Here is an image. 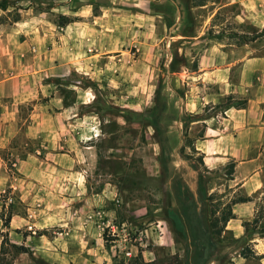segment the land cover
Returning <instances> with one entry per match:
<instances>
[{
	"label": "rangeland",
	"instance_id": "rangeland-1",
	"mask_svg": "<svg viewBox=\"0 0 264 264\" xmlns=\"http://www.w3.org/2000/svg\"><path fill=\"white\" fill-rule=\"evenodd\" d=\"M249 1L259 18L262 0H208L203 6L186 0H24L22 5L18 2L23 9H0V36L6 37L0 38V79L26 75L28 63L36 67L46 86L39 109L44 115L39 129L49 131L43 141L48 146L52 134L59 137L53 149L70 154L71 163L75 159L72 177L77 181L55 185L54 190L63 189L62 197L42 194L54 187L48 179L58 175L36 159L44 156L37 153L44 149L42 139L28 140L26 133L36 129L29 118L33 107L22 104L19 126L24 136L13 155L0 153V258L2 246L5 258L0 264H84L89 251L79 250L78 240L69 233L74 228L93 232V264H130L138 256L154 264H179L184 259L185 242L172 230L165 209L180 211L188 198L198 199V171L192 165L209 170V194H223L227 203L236 192L230 181L235 168L229 175V163L211 169L200 162L199 153L188 147L180 151L188 137L197 147V137L207 125L202 119L214 124L226 115L225 103L196 109L193 93L204 85L192 77L193 66L210 55L213 64H231L226 76L234 85L262 81L258 71L244 69V58L222 54L247 52L251 65L261 64L264 20L242 16ZM28 15L42 19L36 26H18ZM60 15L71 21L59 25ZM27 34L37 40L25 41ZM176 56L181 57L175 61L178 71H167ZM49 67L52 74L44 72ZM160 84L168 104L162 126L172 146L169 174L162 171L161 144L149 125ZM207 86L215 92L218 85ZM51 97L56 98L52 103ZM231 98L229 105L240 102L238 96ZM28 153L32 163L22 164ZM187 153L191 158L184 156ZM27 178L43 183L31 186L34 195L28 200L23 198L27 185L22 181ZM260 198L253 201L255 209ZM200 204L204 219L200 202L198 214ZM74 216L80 217L78 223ZM63 234L65 241L58 239ZM248 241L227 228L220 238L223 249L242 246L240 252L252 251Z\"/></svg>",
	"mask_w": 264,
	"mask_h": 264
},
{
	"label": "crops",
	"instance_id": "crops-1",
	"mask_svg": "<svg viewBox=\"0 0 264 264\" xmlns=\"http://www.w3.org/2000/svg\"><path fill=\"white\" fill-rule=\"evenodd\" d=\"M24 0H20V4ZM264 3V0H262ZM243 10L242 16L254 20V9L251 5ZM262 6V4H260ZM261 16L258 19H263L264 7L260 10ZM42 16L33 15L30 17L28 15L22 23H17L18 26L28 24L29 26H36L37 20H41ZM13 38V35H9ZM25 41L35 42L37 39L36 35L27 34ZM6 40L5 36H0ZM12 40V39H11ZM232 58L240 59L244 58V69L249 68L251 72H259L262 76V81L260 83L252 82H242L239 85H234L230 82L229 78L226 76L228 70L231 69L230 66H226L228 63H211L209 61L210 55L200 60L198 70L193 71L192 77L200 80L204 89H198L194 91L196 100V109L199 107L203 108L211 103L220 102L222 104L228 101V97L238 96L240 100H244V104L238 106L237 104L229 105L226 107L225 116H219L218 120L214 118V124L209 123V119H202L207 123L204 131V139L200 140L197 144V149L204 154V160L209 168L216 169L218 167L224 166L230 162L235 163L234 178L230 180L234 183L235 191H238L245 197H251L255 200L257 196L262 197L264 195V56L261 57L260 65H251L252 56L250 53H245L243 51H236L235 49L228 52H222L226 56H231ZM39 53L32 54L27 53L28 57H38ZM208 54H212L209 52ZM244 54V55H242ZM216 57V56H214ZM234 62V60H233ZM70 65V62H69ZM34 65L31 63L27 64V74L20 76L21 74H14L12 77H6L0 79V153L6 151V154L13 155L15 151V145H17L18 140L23 138L21 132V127L19 126V121L21 119L20 107L21 105L29 106L33 108L30 110V123L32 128H36L34 131L27 132V138L30 141L36 139H42V147L47 150L42 151L37 149V153H43V157H37L42 162L51 165L56 170L58 177L53 176L48 179V182L54 186L52 189L48 187L43 190L42 194L49 192L51 195H56L58 197L63 196V189L59 188L58 191L54 190L55 185H67L68 182L75 180L72 177L73 171H75L76 162L75 159L71 163V155L67 153H62L60 151L54 150V142L59 137L52 134L51 139L49 138L48 146L44 143V132H49L43 126L44 115L39 114L40 105L43 104L44 98L46 96V86L39 80V75L37 70H34ZM30 68V69H29ZM36 68V67H35ZM49 67L44 69V72H50L52 70ZM228 68V69H227ZM46 74V73H45ZM17 76V77H16ZM19 76V77H18ZM21 79V81H20ZM215 84L217 89L215 92H209L205 88H208V84ZM193 89V88H192ZM194 90V89H193ZM55 97L50 99V103L55 101ZM51 117V116H50ZM57 118V117H56ZM69 136L71 137V131L69 130ZM46 134V133H45ZM38 139V140H39ZM1 158V156H0ZM31 155L28 153V158L21 162L22 164L32 163L30 161ZM51 160V161H50ZM21 160H17L14 166H18ZM68 173L69 176L61 178V175ZM68 178V180H67ZM27 186L23 188V198L28 200L34 194L31 190V186L36 185L41 187L43 183H34L30 179L22 180ZM47 185V183H44ZM60 187V186H59ZM42 189V188H41ZM85 198V196H84ZM236 218L231 219L226 228L231 230L232 233L237 238H244L245 242L251 244L252 251L254 255L249 257H243L241 255V248L233 247L234 245L226 246L223 249V253H227L234 264H264V236L259 233L247 234L243 223L246 221H252L255 216V204L253 201L237 203L233 206ZM78 215V212H77ZM77 217V216H76ZM75 223H78L80 217L75 218ZM70 233L73 238L77 239V244L79 250H84L88 252L83 258L84 264H93L90 258L93 249L92 231L82 230L80 228L71 229ZM62 234V233H60ZM63 235L59 236V240L65 241ZM41 237H45L42 235ZM88 256V257H87ZM102 260V259H101ZM89 262V263H88ZM219 261H212L210 263L219 264Z\"/></svg>",
	"mask_w": 264,
	"mask_h": 264
},
{
	"label": "trees",
	"instance_id": "trees-1",
	"mask_svg": "<svg viewBox=\"0 0 264 264\" xmlns=\"http://www.w3.org/2000/svg\"><path fill=\"white\" fill-rule=\"evenodd\" d=\"M20 0H0V9L6 11L9 7H12L13 10L23 9L21 5L18 4ZM192 1V6H203L207 3L208 0H186ZM19 17L15 18V21H18ZM71 19L66 15H60L57 23L61 26L69 23ZM237 34V33H236ZM235 34V36H236ZM247 43V41H243ZM181 57H174L169 65V72H176V60H180ZM198 70V63L193 66V71ZM163 84H160L156 90L155 96V106L150 113L151 121L150 126L154 129L155 137L158 142L161 144V154L159 161L162 167V171L166 174H169L170 168L169 165L172 161L171 156V144L164 137V131L162 126V121H164L165 112L167 109V102L163 96ZM231 97H228V101L224 106L229 107ZM244 100L236 102L238 106L244 104ZM165 122V121H164ZM204 131L199 134L197 139H204ZM188 147L192 152L200 154V162L205 164L204 154L197 150V147L194 144V139L187 138L186 143L181 147L180 151L185 152V148ZM186 158H191L192 154L187 153L184 155ZM194 170L198 171V199L196 200L193 197L188 198L183 205V209L178 211L174 207H167L165 209V214L167 221L169 222L172 230L175 234L185 242V257L180 261L179 264H209L212 261H219L223 264V261H227L228 264H234V262L229 258L227 253H223V247L220 244V238L227 223L236 218V215L233 210V206L237 203L254 201L251 197H245L238 191L234 193V196L230 199L229 202L225 203L222 201V195L220 193H210L208 191V182H209V170L201 171L197 164L192 165ZM229 175L233 174L235 163L230 162L228 165ZM231 178V177H230ZM202 203L206 216L204 217V223L207 227V231H204L202 219L198 214V203ZM11 220V216L7 219L5 226H8ZM247 234L259 233L261 236H264V196L260 198V203L255 209V216L252 221H246L243 223ZM22 252V251H20ZM2 257L1 262L3 263L4 251L2 246ZM253 252L244 248L241 251L243 257H249ZM229 258V259H228ZM228 259V260H227ZM226 263V264H227ZM130 264H154L153 262H146L141 256L135 257Z\"/></svg>",
	"mask_w": 264,
	"mask_h": 264
},
{
	"label": "water",
	"instance_id": "water-1",
	"mask_svg": "<svg viewBox=\"0 0 264 264\" xmlns=\"http://www.w3.org/2000/svg\"><path fill=\"white\" fill-rule=\"evenodd\" d=\"M199 217L202 219V224H203V229H204V231H207V227L205 226L204 219H203V214H202V211H201V204H200V213H199Z\"/></svg>",
	"mask_w": 264,
	"mask_h": 264
}]
</instances>
